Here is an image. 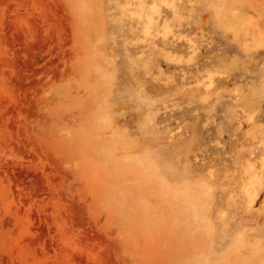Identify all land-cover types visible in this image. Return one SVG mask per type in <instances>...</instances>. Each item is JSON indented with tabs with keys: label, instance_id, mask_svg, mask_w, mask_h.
Segmentation results:
<instances>
[{
	"label": "rangeland",
	"instance_id": "rangeland-1",
	"mask_svg": "<svg viewBox=\"0 0 264 264\" xmlns=\"http://www.w3.org/2000/svg\"><path fill=\"white\" fill-rule=\"evenodd\" d=\"M263 163L264 0H0V264H264Z\"/></svg>",
	"mask_w": 264,
	"mask_h": 264
},
{
	"label": "bare ground",
	"instance_id": "bare-ground-1",
	"mask_svg": "<svg viewBox=\"0 0 264 264\" xmlns=\"http://www.w3.org/2000/svg\"><path fill=\"white\" fill-rule=\"evenodd\" d=\"M262 166H263V173H264V163L262 164ZM256 172H257L256 174L257 177L255 178L251 177L250 183L247 185L246 184L243 185V191H244L246 198H248L247 204L249 206H253V203L259 194L260 184H263L262 182H263L264 174H262V176H259L258 170L253 171V173H256Z\"/></svg>",
	"mask_w": 264,
	"mask_h": 264
}]
</instances>
